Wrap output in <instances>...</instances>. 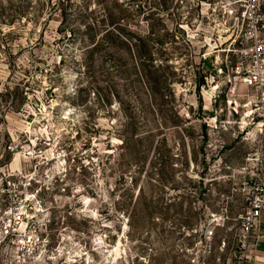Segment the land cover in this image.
Wrapping results in <instances>:
<instances>
[{
    "label": "rangeland",
    "instance_id": "rangeland-1",
    "mask_svg": "<svg viewBox=\"0 0 264 264\" xmlns=\"http://www.w3.org/2000/svg\"><path fill=\"white\" fill-rule=\"evenodd\" d=\"M105 1L106 12L95 0H0L13 128L35 114L48 129L44 155L62 154L43 171L74 159L65 184L46 193L47 255L53 264H240V218L258 181L246 159L264 152L251 94L232 72L244 55L233 53L242 0L135 1L126 23L150 37L146 67L134 39L103 36L100 20L118 14Z\"/></svg>",
    "mask_w": 264,
    "mask_h": 264
},
{
    "label": "built area",
    "instance_id": "built-area-1",
    "mask_svg": "<svg viewBox=\"0 0 264 264\" xmlns=\"http://www.w3.org/2000/svg\"><path fill=\"white\" fill-rule=\"evenodd\" d=\"M239 11L243 26L233 53L244 55L232 72L250 92L251 120L259 121L260 133L264 134V0H242ZM4 91L0 84V264H53V258L47 255L53 248V226H42L45 197L54 184H65L75 169L71 163L74 159H65L61 169L54 164L43 171L42 165L50 166L55 155L62 153L53 152L50 158L44 155L52 140L35 114H27L19 127L13 128L17 118L3 103ZM61 157H66L65 152ZM246 163L254 165L258 181L240 218V264L255 261L264 216V152L249 155Z\"/></svg>",
    "mask_w": 264,
    "mask_h": 264
},
{
    "label": "trees",
    "instance_id": "trees-1",
    "mask_svg": "<svg viewBox=\"0 0 264 264\" xmlns=\"http://www.w3.org/2000/svg\"><path fill=\"white\" fill-rule=\"evenodd\" d=\"M97 4L104 8L105 12L107 8L105 7V0H95ZM135 1H140L141 5H143V0H115L113 3L117 8V15L113 16L112 14H108L106 18L104 17L100 20L99 24L101 25V29H106L104 37L111 36L113 32H117L121 38H123L124 45L130 44V41L134 39L135 43V53L141 60V65L143 67L153 65V58L150 52V47L148 42L150 40L149 36H146L141 33H133L131 32L130 24L126 23L128 21V15L131 7L134 5ZM139 14H145V7L139 6ZM150 34V32H149ZM101 39L102 37L94 43V48L101 47ZM187 44V42H185Z\"/></svg>",
    "mask_w": 264,
    "mask_h": 264
},
{
    "label": "crops",
    "instance_id": "crops-1",
    "mask_svg": "<svg viewBox=\"0 0 264 264\" xmlns=\"http://www.w3.org/2000/svg\"><path fill=\"white\" fill-rule=\"evenodd\" d=\"M259 233L262 236L255 252V261L252 264H264V216L262 218Z\"/></svg>",
    "mask_w": 264,
    "mask_h": 264
}]
</instances>
